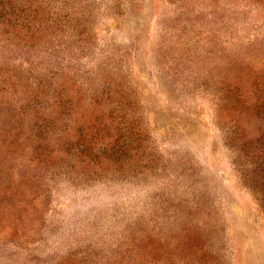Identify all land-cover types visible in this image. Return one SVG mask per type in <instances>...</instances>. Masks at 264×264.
<instances>
[{"label": "rangeland", "instance_id": "374dc122", "mask_svg": "<svg viewBox=\"0 0 264 264\" xmlns=\"http://www.w3.org/2000/svg\"><path fill=\"white\" fill-rule=\"evenodd\" d=\"M108 86L147 147L114 173L40 114ZM263 153L264 0H0V264H264Z\"/></svg>", "mask_w": 264, "mask_h": 264}, {"label": "trees", "instance_id": "16d2710c", "mask_svg": "<svg viewBox=\"0 0 264 264\" xmlns=\"http://www.w3.org/2000/svg\"><path fill=\"white\" fill-rule=\"evenodd\" d=\"M129 92L111 86L86 94L64 92L61 96L64 106L59 99L49 114H40L49 116L55 123H67L64 134L56 136L53 141L62 139L69 143L72 146L69 153L78 162L86 168L93 166L94 169H107L114 173L120 171L124 162L131 167L135 158H141L147 148L143 142L146 136L137 116L136 101ZM120 125L125 130L118 128ZM256 164H261V167L257 168ZM238 166L243 171V184L255 196L264 213V153Z\"/></svg>", "mask_w": 264, "mask_h": 264}]
</instances>
